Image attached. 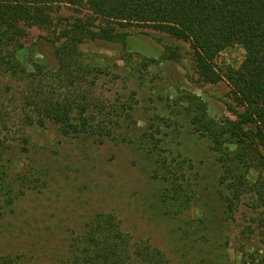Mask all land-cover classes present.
<instances>
[{"label": "rangeland", "instance_id": "1", "mask_svg": "<svg viewBox=\"0 0 264 264\" xmlns=\"http://www.w3.org/2000/svg\"><path fill=\"white\" fill-rule=\"evenodd\" d=\"M80 19L91 22V15L60 7L52 28L28 31L15 59L27 71L32 70V61L53 68L51 42L61 28ZM126 32L124 47L95 40L78 49L91 66L113 75L100 79V93L111 102L130 101L133 115L122 121L121 129L131 134L132 143L88 142L61 135L51 123L27 125L18 110L22 81L7 76L0 82V94L11 115L10 147L0 155L14 183L11 201L0 197V261L60 264L69 257L70 239L95 214L104 212L115 214L133 239L161 250L170 264H264V227L259 224L264 217L246 202L233 216L225 215L227 193L219 185L216 155L208 141L192 133L185 104L179 102L180 92L185 91L205 102L209 116L233 118L228 108L237 107L228 86L198 80L188 43L149 28ZM243 56V50L235 46L226 49L221 59L237 67ZM6 86L11 93H5ZM11 96L16 102L8 101ZM150 123L159 125L163 147L190 160L192 174L197 176V200L179 217L161 208L163 185L150 178L151 160L138 146ZM23 176L40 181L20 186ZM257 177L264 179V166L249 176Z\"/></svg>", "mask_w": 264, "mask_h": 264}, {"label": "trees", "instance_id": "2", "mask_svg": "<svg viewBox=\"0 0 264 264\" xmlns=\"http://www.w3.org/2000/svg\"><path fill=\"white\" fill-rule=\"evenodd\" d=\"M62 6L73 7L77 13L86 10L91 22L80 19L61 28L51 42L55 66L32 61V70L27 71L14 54L23 49L31 28H52ZM133 27L188 43L198 80L226 83L236 102L237 108H228L233 118L209 116L205 102L185 91L180 92L179 102L185 104L192 133L208 141L216 155L219 185L227 193L225 215L233 216L246 202L264 217V179L249 178L264 166V0H0V82L7 76L22 81L18 92L22 120L39 127L51 123L61 135L88 142L132 143L131 134L121 129L122 121L133 115L130 101L111 102L100 93V79L113 75L91 66L78 47L95 40L124 47L126 30ZM235 46L244 52L237 67L221 59L226 49ZM5 93H11L10 87H5ZM16 100L8 98L12 103ZM5 101L0 94V153L10 147L11 115ZM158 127L147 125L138 146L151 160L150 178L163 185L161 208L179 217L197 200V176L192 174L190 160L163 147L164 135ZM39 181L23 176L19 185ZM13 185L0 155L3 200L11 201ZM198 223L204 225L202 220ZM259 224L264 227V219ZM68 253L60 264H170L161 250L133 239L115 214L104 212L95 214L70 239Z\"/></svg>", "mask_w": 264, "mask_h": 264}]
</instances>
